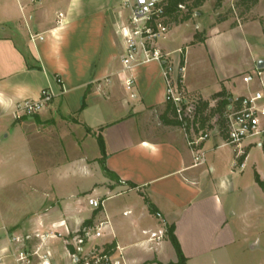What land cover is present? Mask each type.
<instances>
[{"label":"crops","instance_id":"obj_1","mask_svg":"<svg viewBox=\"0 0 264 264\" xmlns=\"http://www.w3.org/2000/svg\"><path fill=\"white\" fill-rule=\"evenodd\" d=\"M123 2L0 0V190L28 178V190L36 192L30 209L5 215L0 209V257L12 234L65 236L108 216L114 236L100 242L118 244L127 264H176L167 234L171 225L186 264H264V186L256 178L264 184V149L246 140L238 153L223 137L210 138L202 145L204 164L194 165L185 132L165 113L167 81L160 63L136 66L133 89H126L119 31L126 16ZM181 26L171 28L163 48L177 58L186 47L182 85L189 95L212 106L252 93L235 94L229 76L210 91L191 83L190 41L176 50L167 42ZM219 29L213 26L203 42L231 31ZM30 32L44 39L33 42ZM49 86L56 96L48 106L32 116H15L22 100L38 98ZM220 91L224 95L216 97ZM99 134L110 175L99 172ZM138 191L162 217L150 213ZM122 196L121 205L108 204ZM91 198L103 199L104 209L90 206ZM153 232H161V239L152 241ZM48 246L54 264L69 263L63 239H50Z\"/></svg>","mask_w":264,"mask_h":264},{"label":"built area","instance_id":"obj_2","mask_svg":"<svg viewBox=\"0 0 264 264\" xmlns=\"http://www.w3.org/2000/svg\"><path fill=\"white\" fill-rule=\"evenodd\" d=\"M167 6V0H124L126 16L119 31L124 43L121 60L126 89L128 91L133 89L135 81L132 71L136 66L152 61L160 63L167 81V102L172 105L173 118L179 122V126L187 136L194 154L195 166L204 164L205 152L202 145L211 138L214 130H219L224 142L236 147L238 153L246 140H252L263 148L264 91L262 90L236 98L235 103L227 106L224 112L226 118L224 129H221V120L217 114L211 115L210 120L202 126V118L207 116L210 112L209 108H214L217 103L209 105V108L202 112L199 108V98L189 95L183 88L181 73L185 71V63L181 64V60L178 61L172 52H166L163 48V41L168 37L173 19L167 12ZM179 8L186 11L184 4H179ZM29 39L37 42L42 41L44 36L30 32ZM178 52H182V49ZM258 76H261L260 70ZM55 79L57 83L62 82L59 76ZM253 80V75L244 77L246 83H251ZM260 82L263 84L262 80ZM55 96L54 88L49 86L41 91L38 98L22 100L15 113H39ZM88 202L94 209H104L103 199L91 198ZM109 233L114 236L107 216L92 226H84L65 236L59 231L10 235L9 247L0 257V264H54L53 253L48 246L50 239L64 240L69 258L68 264H127L122 248L118 244L107 248V243L100 242ZM161 237V232L159 234L153 232L150 239L155 241ZM33 239L36 240L34 244L31 243Z\"/></svg>","mask_w":264,"mask_h":264},{"label":"rangeland","instance_id":"obj_3","mask_svg":"<svg viewBox=\"0 0 264 264\" xmlns=\"http://www.w3.org/2000/svg\"><path fill=\"white\" fill-rule=\"evenodd\" d=\"M212 1L214 0H209L204 9L195 8V13L190 19L191 22L186 25L184 22L181 23L172 19V29L182 24L183 26L174 31V40L167 42L171 43L173 50H176L179 47L181 48L184 42L190 41L187 43V46H190L187 51V66L189 78L194 85L210 91L220 86L224 76H229L230 78L226 79V82L228 81L234 87L235 94H244L248 93V91H264V74L262 76L264 69L260 70L258 67L259 62L261 60L264 61V34L262 31L264 0L248 11H244V5L239 6L237 4L239 0H225L219 8L215 7V3L211 4ZM188 2L192 5L194 0H189ZM215 25L220 26L219 33L231 31L210 37L206 43L198 40L194 34V43H191L193 38L191 33L193 31L195 33L199 32L200 39L205 40ZM182 50L186 51V47H183ZM181 55L182 52L177 53L178 61L181 60ZM259 70L262 71L260 77L258 76ZM179 75L180 73H178ZM181 75L183 76L182 73ZM246 75H253L254 80L251 83L244 82ZM260 80H263V84H261ZM32 115L34 114L20 112L15 114L16 117L22 118ZM218 131L214 130L211 138L220 139L222 135ZM76 136H78L77 133ZM39 149L41 150L40 147ZM88 151L90 154L95 153L92 147ZM43 153L48 154V151ZM98 168L101 173L103 168L101 165H98ZM76 175L81 176L77 173ZM79 180L77 177L74 179V181ZM21 182L23 183L18 181L13 184V187L0 190L2 196V199L0 197V209H4V215L31 208L30 200L35 198L36 192L34 194V192L28 190L30 187L28 178L22 179ZM70 184H72L71 180L69 181ZM124 198V196L114 197L108 204L116 203V205H121L123 200H125ZM126 201L129 202L128 199ZM2 239L0 237V252L3 248L1 247ZM35 241L33 239L31 243L34 244Z\"/></svg>","mask_w":264,"mask_h":264},{"label":"trees","instance_id":"obj_4","mask_svg":"<svg viewBox=\"0 0 264 264\" xmlns=\"http://www.w3.org/2000/svg\"><path fill=\"white\" fill-rule=\"evenodd\" d=\"M168 1V6H167V12L170 16L173 17V19H175V21H179L181 23L188 21L190 19H192L193 15H194V11L195 8H200L201 6L204 5L206 0H194V2L191 4H189V0H167ZM225 0H216L215 3V7L219 8L223 5ZM258 3V0H239V3H237L239 6L244 5V11H248L251 10L252 7H254L256 4ZM179 4H184L186 7V11L182 12V10L179 8ZM262 31L264 33V21L262 22ZM195 37L198 38V40L203 41L204 39H200V33L196 32ZM185 63V51L182 50V55H181V64L184 65ZM181 80V77H180ZM224 93L223 91H220L217 96H223ZM199 103H200V111H205L206 109L209 108V101L208 100H203L201 98H199ZM229 103V100L226 98H221L216 106L214 108H209L210 112L207 113V116H204L201 120L202 126H204L209 120L211 115L213 114H217L219 116V119L221 120L220 122V126L221 129L225 128V124H226V118L224 116V112L225 109L227 108ZM84 107V102H82V106L81 108ZM166 114H173V108L172 105L170 103H167V109L165 111ZM172 121H174L175 124L179 125V122H177L175 119H173ZM98 140V144L100 147V151L102 154V158H101V163H102V168L103 170L110 175L112 172H110L106 166L104 165V159L106 157V147H105V141L102 137L101 134L98 135L97 137ZM264 149V146H263ZM257 181L261 186H264L263 182H261L260 178L256 175ZM128 186H130L131 188H136L137 185L132 183V182H128L127 183ZM139 194H141L142 196L145 197V201L148 204V208L151 214L155 215L156 217H162V213L160 212V210L156 207V205L154 203H152V201L145 196V194L141 191H138ZM167 234L168 237L170 239V241L172 242L177 255H178V262L176 264H186V258L182 252L180 243L176 237V235L174 234V225H171L168 230H167ZM107 248H111L114 245L113 244H106Z\"/></svg>","mask_w":264,"mask_h":264},{"label":"water","instance_id":"obj_5","mask_svg":"<svg viewBox=\"0 0 264 264\" xmlns=\"http://www.w3.org/2000/svg\"><path fill=\"white\" fill-rule=\"evenodd\" d=\"M258 67H259L260 69H262V68L264 67V61L261 60V61L259 62Z\"/></svg>","mask_w":264,"mask_h":264}]
</instances>
